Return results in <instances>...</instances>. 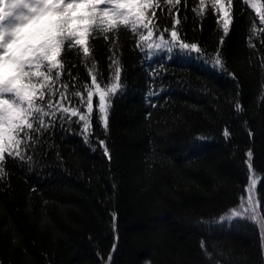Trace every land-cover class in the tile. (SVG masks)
<instances>
[{"label":"trees","instance_id":"16d2710c","mask_svg":"<svg viewBox=\"0 0 264 264\" xmlns=\"http://www.w3.org/2000/svg\"><path fill=\"white\" fill-rule=\"evenodd\" d=\"M199 4L157 0L149 15L155 12V35L167 38L175 24L185 42L204 50L200 59L181 58L178 46L172 53L153 55L145 46L141 52L138 37L123 26L108 40L93 34L87 60L65 49L54 103L64 92L71 100L64 106L85 110L71 93L79 90L86 100L93 63L104 85L114 81L118 61L126 88L113 98L107 134L94 97L88 142L78 117L62 122L57 113L54 127L32 133L37 143L25 154L34 164L5 154L0 264H109L110 254V264H263L264 230L243 219L221 226L220 217L245 197L249 149L264 213V24L245 0H232L225 34L210 0L203 15L193 11ZM218 50L226 71L205 63ZM150 91L157 94L147 100Z\"/></svg>","mask_w":264,"mask_h":264},{"label":"snow or ice","instance_id":"6c2138e0","mask_svg":"<svg viewBox=\"0 0 264 264\" xmlns=\"http://www.w3.org/2000/svg\"><path fill=\"white\" fill-rule=\"evenodd\" d=\"M69 2L70 0H53L52 7L56 3H60L61 7L56 9L59 12ZM71 2L75 3L78 0H71ZM165 2L174 7L180 3V0H165ZM47 3L48 0H32V3L27 4V6L35 12H43L50 10L45 7ZM210 3L211 7L220 13L223 20V31L227 34L232 22V16L230 15L232 0H227V7L224 0H210ZM245 3L256 11L260 23L264 24V3H261V0H245ZM205 4L206 0H200L198 10L194 8L193 11H197L198 15H203L205 13ZM156 7L157 0H103L102 3H99L98 6L92 9L93 15L90 19L93 21V24L85 30V35L82 38L77 37L75 33L68 36L64 34L62 29L58 30L59 34L54 38H41V43L32 49L29 58L20 63L19 76L15 78L20 83L13 86L14 81H10L4 85H0V176L6 174L5 154L14 159L18 158L21 162H28L30 166L35 163L31 155L25 154L30 145L37 143L32 133H41L42 129L47 130L50 127H54L53 122L57 118V113H60L59 118L62 122L67 119V122L72 123V117H78V120L75 122H82L81 134L84 136L85 142H88L89 135L91 134L90 122L93 114L94 97H98L99 121L104 128L105 134L108 133L113 98L126 88V85L121 83L122 67L118 61L114 60L113 64L116 65L114 81L102 85L98 82L97 75L92 70L96 68V64L93 63L92 69L88 73L91 77V86L88 84L84 85L87 91L86 100L79 90L71 93L73 96L81 97L80 104L86 106L84 111H81L80 107L77 106H64L63 102L66 100L71 104V100H69L64 92L60 93L59 101L54 103L51 98L54 95L53 85L60 81L61 72L64 68L62 54L66 48L78 49L83 54L84 59L87 60L92 51L89 41L93 34L100 33L105 40H108V33L117 31L123 26L125 29H130L138 37L136 47L141 52L144 51V45L147 46L149 53L158 51L172 53L178 46L181 50V58H192L190 56L191 53L200 54L195 57L196 59H200L204 55V50L199 47L198 43L185 42L180 37L179 30L175 24L167 38L163 32L159 36L154 37L156 26L152 22V16L155 15V12L149 15V10ZM175 23L178 24L180 21L177 20ZM253 27L255 28V25ZM142 29L147 30L146 34ZM165 31H168V29H165ZM0 33L4 32L0 31ZM38 37H41V30L33 33L31 38ZM78 39H82L83 43L76 44L75 41ZM5 40L0 39V48L3 47ZM57 47L61 49V54L58 58L50 60L49 57H51L53 50ZM205 63H210L217 71H226L225 63L219 50L214 57L210 59L205 57ZM63 87L67 89L68 86L64 84ZM156 94L150 91L147 95L151 97ZM147 102L151 103V101ZM152 106L155 107L154 104ZM235 110L237 113L243 111L239 101L235 104ZM46 117H49L50 120L46 121ZM36 124L39 127H36ZM223 135L227 139L231 133L226 128ZM199 139L204 138L200 137ZM99 144L103 148L104 156L111 160L110 150L107 148L105 141L100 140ZM95 150L93 148V151ZM246 155L248 159L244 163L247 164L249 174L248 185L246 187L248 193L247 202L244 201L243 194H241L239 207H233L230 213L222 215L220 217V224L223 226L224 223H227L231 226L234 220L238 222L243 219L252 222L253 225H259L264 230V213L258 211L259 202L254 199L256 196L257 174L253 165L254 153L252 149H249ZM116 220L117 216L113 213V231L116 230ZM114 250L115 245H113ZM111 259L112 256L110 254L108 258L109 264ZM145 264H151V262L146 261Z\"/></svg>","mask_w":264,"mask_h":264},{"label":"clouds","instance_id":"9594fccd","mask_svg":"<svg viewBox=\"0 0 264 264\" xmlns=\"http://www.w3.org/2000/svg\"><path fill=\"white\" fill-rule=\"evenodd\" d=\"M102 2L103 0H78L73 3L70 0L61 11L57 12L56 9L61 7L60 3L52 7L53 0H48L45 7L50 10L35 12L24 3V0H0V20L20 7H24L27 13L17 17L18 23L11 31L0 33V39L8 38L0 48V85L10 81H14L13 86L20 83L15 79L19 76L20 63L29 58L32 49L41 43V38H54L59 34L60 29L68 36L75 33L77 37L82 38L85 30L93 24L90 19L93 15L92 9ZM38 30H41V37L31 38ZM75 43L82 44L83 40L78 39ZM60 54L61 49L57 47L49 59L54 60Z\"/></svg>","mask_w":264,"mask_h":264},{"label":"rangeland","instance_id":"374dc122","mask_svg":"<svg viewBox=\"0 0 264 264\" xmlns=\"http://www.w3.org/2000/svg\"><path fill=\"white\" fill-rule=\"evenodd\" d=\"M24 3L25 4H31L32 3V0H24ZM104 7V6H102ZM26 9L24 7H20V8H17L15 10H13L12 14L7 16L5 19L3 20H0V31H3V32H9L11 31L18 23V19L17 17L19 16H22V15H26ZM143 30V29H142ZM146 31L147 30H144L145 34H146ZM159 35H155L154 34V37H157ZM7 39L5 40V43L7 42ZM145 48L147 49V46L144 45ZM149 51V50H148ZM163 52H166V51H158V52H155V53H150V54H159V53H163ZM146 99L149 100L150 97H148V95H146ZM256 191V189H255ZM245 202H247V199H248V193L247 191H245V197L243 198ZM254 199L256 200V196L254 197ZM239 207V206H238ZM260 233L262 234L263 233V230L260 228L259 225H257ZM263 249H264V243H263ZM263 254H264V251H263ZM263 264H264V261H263Z\"/></svg>","mask_w":264,"mask_h":264}]
</instances>
